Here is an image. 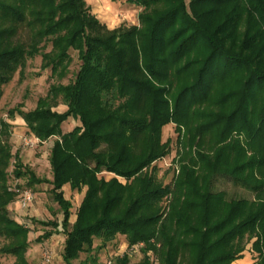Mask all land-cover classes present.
<instances>
[{
  "label": "trees",
  "instance_id": "trees-1",
  "mask_svg": "<svg viewBox=\"0 0 264 264\" xmlns=\"http://www.w3.org/2000/svg\"><path fill=\"white\" fill-rule=\"evenodd\" d=\"M184 1L126 0L137 24L110 30L86 0H0V100L36 57L56 80L33 110L21 103L7 112L40 143L55 139L51 180L12 153V125L0 120V256L29 264V231L8 213L26 188L9 186L13 167L29 188L51 186L62 264H104L98 252L119 237L144 244L132 258L152 253L135 264H232L250 243L254 264H264V0ZM72 51L78 70L63 84ZM69 118L79 125L65 133ZM166 125L178 136L177 177L176 165L157 166L170 152ZM219 178L252 199H226L214 191ZM66 186L84 190L73 224Z\"/></svg>",
  "mask_w": 264,
  "mask_h": 264
},
{
  "label": "rangeland",
  "instance_id": "rangeland-1",
  "mask_svg": "<svg viewBox=\"0 0 264 264\" xmlns=\"http://www.w3.org/2000/svg\"><path fill=\"white\" fill-rule=\"evenodd\" d=\"M184 2L188 3L189 0H185ZM88 4V3H87ZM91 5V4H90ZM101 9L99 10V16L107 17V25L108 29L112 30L119 27L121 24H126L128 26L137 24V15L138 11L133 8L129 7L126 3V0H116L112 2L111 0H104L101 1ZM90 7V6H89ZM137 14V15H136ZM106 19V18H105ZM72 64L69 68L70 73L66 79H64L61 83L67 84L70 82L78 70V59L77 54L75 52L70 53ZM40 62L41 58L36 57L33 60H29L27 62L26 68L24 70V78L23 81L19 79L18 73L15 74L11 83L4 87L3 96L0 100V120H6L8 123L12 125L14 128H23L21 125V118L16 116L12 121L8 120L7 112L18 104L23 103V111H30L35 108L36 101L40 97H44L47 94L49 86L56 82L55 78L51 77L50 71L46 70L41 72L40 71ZM65 107L60 105L58 106L55 111L62 113L65 111ZM18 122V124H16ZM78 122L73 121L71 118L68 119L66 123L63 124V131L66 132L71 131L73 128L78 126ZM173 125H166L162 129V141L167 142L170 141V152L169 154L157 163V166L162 167L164 169H168L170 164L176 165V170L173 168L172 174H175V177L179 174V164L178 158H175V153L177 149V139L178 136L173 129ZM32 135H29L28 132L21 134L19 140L13 144L12 153L15 154L18 151L19 157L21 160L26 163L25 166L28 167L38 178L48 179L50 178L51 172L48 167V152L50 147L53 145L54 138L43 142L38 143L32 149H23L21 145L22 138H29ZM180 137V136H179ZM14 163V161H12ZM23 164V165H24ZM14 165V164H13ZM31 165V166H30ZM13 167L10 168V180L9 186L14 187L15 185L20 186V188H29L26 186V180H15L11 174ZM103 177L106 181L112 179L113 175L104 173L103 175L99 176V178ZM117 180L124 184L125 180L122 178H117ZM32 190L33 194H35L37 199H49L51 200L50 190L51 186L48 184H40L37 186H33L29 188ZM214 191L218 192H225L226 199H252V194L246 191L245 189L241 188L239 185H234L232 181L229 179L219 178L217 183L215 184ZM64 198L70 199L72 203V215L76 213V210L79 206V202H81L83 198L84 190L80 193L73 192L69 189L68 186L65 187L63 190ZM30 209V208H29ZM22 211V213L28 214V210ZM53 216L59 214V210H56ZM25 221H30L28 217L23 218ZM62 221V218L59 217ZM61 229V228H60ZM62 230V229H61ZM60 230V231H61ZM38 232V231H36ZM36 232H31L30 235V246L27 261L29 264H61L60 263V256L62 254L63 249V240L65 237L63 236L62 232L57 234L56 236L52 237L48 241H38V234ZM124 239L118 238L116 241L117 245H107L104 249L98 252L99 262L103 263V261L108 258L109 255L116 253L120 248L123 246ZM2 241H0V246ZM100 245L98 240L94 241L93 247L96 248ZM49 252L51 254V261L49 263H44L42 260L43 252ZM96 251V250H94ZM144 255H139L137 258L130 259L131 264L138 263L141 259H144ZM85 255H81L80 259L83 260ZM148 258V257H146ZM243 258L245 259V264H254L257 259V254L252 251L251 243L246 246L245 252L243 253ZM117 258H114V264ZM13 259L9 257L0 256V264H13Z\"/></svg>",
  "mask_w": 264,
  "mask_h": 264
},
{
  "label": "crops",
  "instance_id": "crops-1",
  "mask_svg": "<svg viewBox=\"0 0 264 264\" xmlns=\"http://www.w3.org/2000/svg\"><path fill=\"white\" fill-rule=\"evenodd\" d=\"M101 1H104V0H86V2L88 3V6H90V8H91L92 14L95 15L97 17V19L100 20V22H102L103 24L108 26L106 23L107 17L99 16V13H98L99 10L101 9V6H100ZM16 124H18V122ZM21 126L23 128H18V126H17V128L13 127V132L11 134V139H10V142L12 144V150L14 149L13 144L16 142V140L17 141L19 140V138L21 137V134L28 132V130L25 126V123L22 120H21L20 127ZM67 132H69V131L67 130L65 133H67ZM50 149H49V152H50ZM49 152H48V157H49ZM16 153H18V151ZM18 156H19V154H18ZM19 159L21 160V157H19ZM21 162H23V161L21 160ZM48 167L50 169L49 164H48ZM48 179L51 180L52 179L51 176ZM35 186H37V185H35ZM64 189H65V187L63 188V190ZM33 196H34L33 204L31 205L30 209L28 210V212H27L28 214L22 213L20 206H19V203H18V197L19 196L14 200L13 203L8 205V213L17 223L21 224L22 221L25 220L23 218H26V217H28V219H30L32 228H31V230H28L29 231L28 232L29 246H30V242H31V239H30V235L32 234L31 232L38 231V232H36L38 234V241H40L39 239L46 232L47 233H50V232L53 233L48 239H45L46 241L50 240L52 237L56 236L57 234H60L59 232H62V230L60 229L61 228L60 225H61L62 221L59 219V217L63 218V216H62V212L60 211L58 205L55 204V202L52 199L51 200H49V199H37L35 194H33ZM66 200H70V199H66ZM57 209L59 210V214H56L55 216H53L55 212L57 213V211H56ZM71 211H72V209H71ZM75 218H76L75 214L72 215V213H71L70 220H69L70 224L74 223ZM45 222H56L58 224V227H57V229H54L52 227H45V226H42L39 224V223H45ZM54 231H56V232H54ZM45 240H43V241H45ZM63 243H64V240H63ZM28 251L26 253V258L28 255ZM4 257H8V256H4ZM9 258H12V257H9ZM13 261H14V259H13ZM60 263L62 264V254L60 256ZM245 263H246L245 259L242 258L240 260L233 262L232 264H245Z\"/></svg>",
  "mask_w": 264,
  "mask_h": 264
},
{
  "label": "built area",
  "instance_id": "built-area-1",
  "mask_svg": "<svg viewBox=\"0 0 264 264\" xmlns=\"http://www.w3.org/2000/svg\"><path fill=\"white\" fill-rule=\"evenodd\" d=\"M40 143V141L33 136L29 138H22L21 145L23 149H32L35 145ZM33 192L29 188H25L21 190L18 203L20 206L21 211L27 210L33 204ZM23 227L27 230H31L32 225L30 221L23 220L22 223ZM144 248V244L142 243H135L133 246H128L127 244L123 243L122 248H120L116 253L109 255L108 258L105 259L104 264H114V258H122V256L126 255L128 258H132L136 254H140L141 250ZM147 256L152 260V253L148 252ZM42 260L44 263H49L51 261V254L47 251L43 252Z\"/></svg>",
  "mask_w": 264,
  "mask_h": 264
}]
</instances>
